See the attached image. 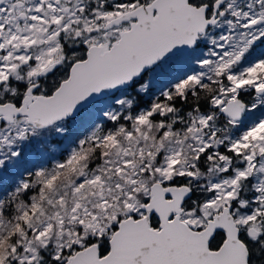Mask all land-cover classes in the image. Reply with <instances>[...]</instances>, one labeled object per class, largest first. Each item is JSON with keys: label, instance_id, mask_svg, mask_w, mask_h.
<instances>
[{"label": "snow or ice", "instance_id": "6c2138e0", "mask_svg": "<svg viewBox=\"0 0 264 264\" xmlns=\"http://www.w3.org/2000/svg\"><path fill=\"white\" fill-rule=\"evenodd\" d=\"M0 264H264V0H0Z\"/></svg>", "mask_w": 264, "mask_h": 264}]
</instances>
